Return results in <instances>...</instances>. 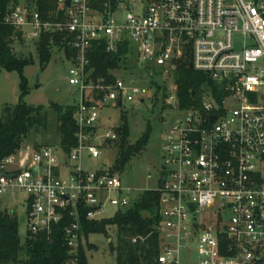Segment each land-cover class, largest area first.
Segmentation results:
<instances>
[{
	"label": "built area",
	"instance_id": "2783aa9c",
	"mask_svg": "<svg viewBox=\"0 0 264 264\" xmlns=\"http://www.w3.org/2000/svg\"><path fill=\"white\" fill-rule=\"evenodd\" d=\"M53 1L43 10L44 0H10L0 20L24 40L59 34L75 50L76 144L69 151L60 142L23 144L0 162V196L27 195L25 242L53 243L60 233L68 264H78L87 252L85 223L113 218L156 190L160 242L150 264H264V0ZM96 42L109 53L127 48L126 61L171 79L167 101L176 118H165L155 187L125 184L106 157L95 170L85 166L121 137V119L105 128L101 112L143 92L114 71L113 80L92 76ZM184 58L212 82L187 107L174 77Z\"/></svg>",
	"mask_w": 264,
	"mask_h": 264
},
{
	"label": "trees",
	"instance_id": "16d2710c",
	"mask_svg": "<svg viewBox=\"0 0 264 264\" xmlns=\"http://www.w3.org/2000/svg\"><path fill=\"white\" fill-rule=\"evenodd\" d=\"M9 1L0 0V20L8 9ZM44 2L45 6H41L43 10L56 7L53 0ZM15 40L23 41L21 32L0 22V66L6 70L17 71L23 76L25 67L33 62V58L18 56L13 51ZM35 44L41 71L52 60L56 47L65 50L67 59L71 61L75 56V50L67 44L63 35L45 34ZM127 50L122 48L118 53H109L103 43L96 42L90 53L91 64L88 70L95 79L106 77L113 80V70L129 66L125 59ZM190 63L189 58L180 60L174 72L179 101L183 107L199 104V94L203 86L212 84L205 74L196 71ZM159 88L158 85L157 89ZM26 91L23 77L22 92ZM53 107L57 113L60 143L69 151L76 144L77 125L74 115L77 106L54 104ZM47 127L48 117L43 107L30 105L23 98L17 105H5L0 111V162L4 157L15 153L33 130L40 131ZM150 134L147 130L135 144H129V124L125 120L121 137L116 143L119 146L116 169L125 168L133 155L144 148ZM17 139L21 142L18 143ZM35 146L38 148L40 145ZM159 199L158 191H147L133 206L119 212L115 217L85 223L87 237L91 233H107L108 225H116L117 244L114 250L117 253V264H150L159 252L160 241L156 231ZM138 235L147 238L145 241L133 242L132 239ZM67 259V249L63 246L60 233L55 235L53 243H49L46 238L23 242L19 235L17 217L0 207V264H68ZM78 264H89L85 249L81 250Z\"/></svg>",
	"mask_w": 264,
	"mask_h": 264
},
{
	"label": "rangeland",
	"instance_id": "374dc122",
	"mask_svg": "<svg viewBox=\"0 0 264 264\" xmlns=\"http://www.w3.org/2000/svg\"><path fill=\"white\" fill-rule=\"evenodd\" d=\"M13 51L18 56L33 58V62L25 67L23 76L17 71L6 70L0 66V111L5 105H17L21 98L30 105L43 107L44 113L48 117L47 129L33 130L22 142V145H58L60 142L57 132L58 120L53 105L67 106L79 101L77 87L69 82L71 60L67 59L65 50L56 47L52 60L41 71L35 43L24 39L23 41L15 40ZM125 69L126 71L123 68L113 71L119 76L136 80L143 88V92L136 100L126 102L122 108L112 106L105 108L101 112L102 126L105 128L112 126L120 119L124 125L127 120L129 124L127 141L129 144H135L147 130L151 132L149 140L141 151L133 155L123 170L116 169L119 154L117 144L113 145L109 154L98 159L86 157L85 166L95 170L106 157L112 161L115 170L121 173L125 184L140 189L151 188L158 183L159 168L162 165V141L168 126L165 118L171 120L176 118V114L165 97L171 79H166L160 68L147 69L134 61L129 62V66ZM23 77L26 81L27 91L25 93L22 92ZM158 85L159 89H157ZM142 98L145 99L144 102ZM26 198L27 195L23 192H18L14 198L0 196L1 209L17 217L19 235L23 242L27 237L26 214L22 208ZM112 212V209L107 210V214ZM88 238L89 264H117V253L114 250L117 244L116 225H108L107 233H92Z\"/></svg>",
	"mask_w": 264,
	"mask_h": 264
},
{
	"label": "water",
	"instance_id": "95a60500",
	"mask_svg": "<svg viewBox=\"0 0 264 264\" xmlns=\"http://www.w3.org/2000/svg\"><path fill=\"white\" fill-rule=\"evenodd\" d=\"M38 78H39V75H38ZM144 102V99L142 100ZM215 119V117H213V120ZM17 142L20 143L21 140L20 139H17Z\"/></svg>",
	"mask_w": 264,
	"mask_h": 264
}]
</instances>
